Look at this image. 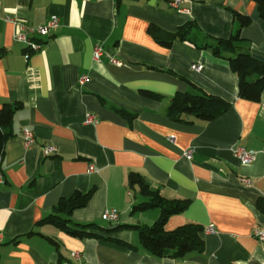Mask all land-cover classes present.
Masks as SVG:
<instances>
[{"label": "crops", "instance_id": "obj_1", "mask_svg": "<svg viewBox=\"0 0 264 264\" xmlns=\"http://www.w3.org/2000/svg\"><path fill=\"white\" fill-rule=\"evenodd\" d=\"M233 10L252 21L226 54L264 56L255 0H182L179 9L169 0H0V110L20 104L0 151V264H264V240L254 235L264 223V92L260 101L241 98L229 60L212 50L213 37L236 33ZM53 15L59 25L27 57L11 18L39 25ZM191 24L195 41L177 35ZM97 43L105 48L99 61ZM195 86L231 107L210 121L171 116V98ZM26 127L36 136L31 148ZM46 144L57 152L45 155ZM237 146L255 152L254 161L242 164ZM132 171L165 198L189 201L165 229L202 225L201 250L158 256L143 245L136 226L152 225L162 208L133 209L149 198L129 186ZM77 192L91 194L74 207ZM113 208L119 220H104ZM51 215L66 227L45 221ZM86 224L95 236L67 230Z\"/></svg>", "mask_w": 264, "mask_h": 264}, {"label": "trees", "instance_id": "obj_2", "mask_svg": "<svg viewBox=\"0 0 264 264\" xmlns=\"http://www.w3.org/2000/svg\"><path fill=\"white\" fill-rule=\"evenodd\" d=\"M259 7V13L264 18V0H255ZM235 18L239 22V27L231 37L227 39L213 37L218 43L217 47L205 44L204 47H212L213 53L217 56L227 58L231 69L239 77V96L252 101H260L264 92V56L250 51H240L236 55H227L225 48L236 47L237 41H241V29L251 23L250 15L238 10H233ZM192 26L179 30L177 35L183 39H195L190 37ZM201 47V46H200ZM195 91L187 90L177 92L170 101L169 112L171 116L178 120H183L184 116H194L204 121L215 119L222 112L231 107V102L223 97L209 94L195 86ZM143 94L153 98H161L155 92L144 90ZM19 103H5L0 110V151L4 149L6 133L4 128L12 123L13 115ZM128 183L131 188L138 186L141 195L148 197L147 201L135 204L134 210H143L159 206L162 208L161 216L150 226H139L140 238L143 245L153 254L158 256H184L194 250H201L204 240L201 233L204 227L197 223H187L173 230H166L165 224L173 213L183 211L189 204L188 200H170L161 195L160 191L153 189L151 184L138 172L132 171L128 175ZM90 192H77L71 198L74 207L86 203ZM264 208V207H262ZM60 226L66 227V223L57 221L55 215L45 219ZM95 224H86L79 227H68L67 230L74 236H95L92 227Z\"/></svg>", "mask_w": 264, "mask_h": 264}, {"label": "built area", "instance_id": "obj_3", "mask_svg": "<svg viewBox=\"0 0 264 264\" xmlns=\"http://www.w3.org/2000/svg\"><path fill=\"white\" fill-rule=\"evenodd\" d=\"M171 5L175 8H181L182 0H169ZM11 21L15 25V40L26 45V56L29 57L32 52L39 51L42 49V43L39 40V36H44L49 34L50 30L59 25L60 18L58 15H53L45 24L31 25L25 20L20 18H11ZM105 54V48L102 43H97L94 48V59L99 61ZM111 61L115 64H119L120 60L115 57H111ZM193 69L201 71L203 69V64L194 63L192 64ZM88 80V75L82 76L80 83H85ZM97 120L94 114H87L88 122H95ZM23 143L26 148H31L36 142V136L33 130L30 128L23 129ZM58 148L54 144H46L43 147V152L45 155L49 156L57 152ZM193 150H187L185 156L187 158H192ZM234 153L242 164H249L254 161L256 154L255 152L246 149L243 146H237L234 149ZM95 166L92 164L90 170H94ZM3 179V175L0 173V180ZM102 218L107 221L117 222L120 218V212L117 209H106ZM208 232H216L214 225L210 224L207 229ZM254 235L259 240H264V223H262L258 228L255 229Z\"/></svg>", "mask_w": 264, "mask_h": 264}]
</instances>
